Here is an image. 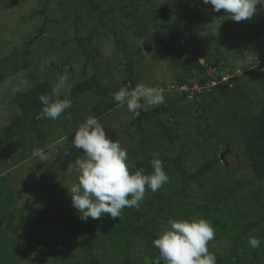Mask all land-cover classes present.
Masks as SVG:
<instances>
[{
  "label": "rangeland",
  "instance_id": "obj_1",
  "mask_svg": "<svg viewBox=\"0 0 264 264\" xmlns=\"http://www.w3.org/2000/svg\"><path fill=\"white\" fill-rule=\"evenodd\" d=\"M102 1L106 5L113 2ZM156 1L158 5H168L173 9L177 5L176 0ZM199 1L201 14L190 19L173 14L168 22L178 39L176 55L192 52L193 55H198L203 63L209 64L208 73L215 81H209L205 87L197 82L205 75L197 72L187 75L182 68L174 66L167 60H154L150 57V50L159 49L160 46L154 30L151 29L145 38H137L125 28V25H121L119 32L128 51L142 49L133 63L135 86L144 84L160 89L165 97L163 104L167 106L170 101H175L177 107L185 111L184 116L178 119L179 140L173 146L141 149L138 142L131 139L125 131L137 114L128 111L126 105L120 106L111 98L108 99L113 103L111 107L97 111L94 105L100 98L96 93L88 91L86 95L76 99L81 109L72 118H61L41 124L45 133L41 140L42 148L38 147V139L33 131H30L25 137L16 139L15 146L8 154H0L1 215L13 212L20 219L28 211L47 209L52 212L75 213L80 217L72 207L68 190V187L77 182L75 173L66 177L53 195L51 192L61 179L64 151L73 145L71 142L75 129L87 117L94 116L99 119L109 138L118 141L127 150L129 167L135 159L144 157L145 150L152 152L156 158H162L163 154H175L184 149L187 154V168L191 171L211 158L214 153L218 154L220 163L216 171L208 176L206 190L220 182L226 186L238 185L236 181L242 184H239L240 190L236 197L239 205L236 211L221 209L213 212L217 218L229 221L233 225L226 232L222 231L220 226L215 227V238L209 241L208 248L224 257L225 264H234L230 253L231 241L241 232L242 224L264 214L262 205L258 204V200L264 202V180L255 179L248 165L239 133L232 128L231 107L226 104L222 93L214 91L204 93L202 96L198 93L204 91V88L209 91L217 81L239 77L242 87L249 92L243 109L247 108L254 114L259 111L264 103V6L258 5L256 14L250 20L235 22L224 10L214 12L211 5ZM44 4L45 0H0V58L22 51L26 47L29 50L23 57L28 62V67L0 85V131L21 115L14 98L18 92L28 89L36 79H48L54 87L61 76H67L61 94L93 75L99 77L103 85L112 88L131 90L135 87H132L128 80L127 51L119 44L120 47L117 46L111 34L95 40L100 53L96 58L98 70L95 72L92 62H86L76 37L88 34L96 24L93 18L85 16L81 20L77 35L73 21L76 13L73 12L68 20L63 21L64 10L59 6L58 0H50L49 36L38 35V29L43 23V16L38 11ZM33 37L35 40L30 44L29 41ZM220 55L222 62L212 61ZM188 79L194 83L193 86L186 83ZM192 99L195 101L194 106ZM199 103H212L213 108L204 111V119L199 118L202 110L198 112L195 109ZM156 107L149 106L145 101L142 111ZM206 124H214L213 128L225 138L210 136L206 131ZM200 125L205 130L198 132ZM228 139L231 141L230 147L225 143ZM37 149L44 150L48 156L47 161H39L34 155ZM168 176L169 181L164 185L170 191L182 184L173 173L170 172ZM205 188L190 183L187 195L178 196L174 200L175 214L170 219L196 218L199 213L195 209L207 193ZM10 192H13V202L9 200ZM170 219L161 221L156 229L157 235L170 227L168 224ZM23 233L50 240L61 254L59 260L55 261L47 249L38 250L29 260L23 259L20 255ZM249 236L260 238L257 262L264 264V224L242 236L244 264L252 258L253 249L247 243ZM97 242L101 244L96 243L95 237H90L85 242L82 238H72L63 226L41 220L32 222L28 228L18 233H13L5 227L0 231V264H86L84 247L87 244L95 245V252L103 259L102 264H144L146 257L151 258L150 246L141 239L132 242L129 259L124 242L111 244L110 240L103 238Z\"/></svg>",
  "mask_w": 264,
  "mask_h": 264
},
{
  "label": "trees",
  "instance_id": "obj_2",
  "mask_svg": "<svg viewBox=\"0 0 264 264\" xmlns=\"http://www.w3.org/2000/svg\"><path fill=\"white\" fill-rule=\"evenodd\" d=\"M175 9L168 5H158L156 0H113L110 5H106L102 0H58L59 6L64 10L62 20H68L70 15L76 13L73 19L76 25V33L80 31L79 24L81 20L87 16L93 18L96 24L89 30L85 36H77L79 48L85 56L86 62H92L95 72L97 69L96 58L100 55L98 46L95 40L111 34L115 38L117 46H122L127 51L128 60L126 66L129 71L128 80L130 85L135 86L134 59L137 54H141L142 49L128 51L122 37L119 36L121 25L137 38L147 37L151 29L155 31L157 41L160 44L159 49L150 50L149 55L154 60H167L176 67L182 68L183 71L190 75L192 72H197L205 75L197 80L203 87L209 81H215L208 73V65L201 61L198 55H193L192 52L184 55H176L178 39L174 30L168 22V19L175 14L177 17L190 19L201 14V1L199 0H176ZM50 0H45V4L38 11L43 16V23L38 29V35L49 36L48 24L51 21L48 15ZM35 37L30 39L31 44ZM120 46H119V45ZM29 53L28 47L22 51L13 52L5 57L0 58V85L8 78L18 73L20 70L28 67V62L23 59ZM23 59V60H22ZM212 61L222 62V55L216 56ZM239 77H234L228 81H217L214 85L204 88V91L198 93L202 96L204 93H213L220 91L225 99L226 104L231 107V119L234 130L239 133L243 144L244 151L247 156L248 165L254 173L257 180H264V103L257 113L243 109L245 101L249 98V92L242 87ZM186 83L193 86V82L189 79ZM52 85L48 79H36L32 85L16 94L14 101L21 110V115L15 121L3 127L0 131V154H8L15 146L16 139L25 137L28 132L33 131L38 139V147L42 148L41 140L45 137L41 124L56 120L37 119L38 113L41 111L42 105L38 99L39 95H52ZM121 88H112L103 85L101 79L96 75L87 78L75 86L69 88L64 94H60V99L67 95L72 102L70 109L65 110V113L60 118H72L81 109V105L76 102V99L81 95H86L88 91H92L100 98L96 101L94 107L97 111H102L103 108L111 107L113 103L108 101L113 99V93ZM70 90V91H69ZM206 90V91H205ZM187 94V92H184ZM114 101V100H113ZM116 102V101H114ZM106 104V107H104ZM195 101L192 99V106ZM93 107V108H94ZM212 103H199L195 109L199 112V118H205L206 109H212ZM183 108H178L175 101H170L165 104L158 105L152 110L139 113L129 123L125 129L127 135L138 142L141 149L162 148L165 145L173 146L180 137L179 128L177 126L178 119L184 116ZM175 118V120H174ZM57 119V120H58ZM173 120V121H172ZM214 124H206V131L211 136L225 138L217 130L213 128ZM205 130L199 126L198 132ZM228 147L231 146V141H225ZM84 153L82 150L76 149L73 145L68 150L64 151V162L62 164V176L52 189L53 195L69 176L67 165L70 162H75L78 157ZM187 154L184 149L175 154H163L162 158L154 157L152 152L145 150V155L141 159H135L129 167L130 172L136 169L143 168L145 173L153 171L151 160L160 159L163 162L164 169L168 175L170 172L173 176L178 177L181 185L170 191L167 186L163 185L157 192L153 193L146 188L145 197L140 203L139 208H124L119 218H112L109 214H105L100 219L94 220L89 218L87 221L81 220L70 212H52L51 210H31L23 214L18 219L15 213L10 212L7 215L0 214V231L5 227L13 233H18L30 226L32 222L41 220L48 223H53L58 226H63L72 238H82L85 242L90 237H95L96 243L98 239H108L111 244L118 242L125 243V252L127 259L130 256V248L135 239H141L150 246V255L152 259L158 257V250L153 245V240L157 238V226L163 220L170 219L173 213L174 200L178 196L187 195V189L190 183H194L199 188H205L209 182L208 176L216 171L217 165L220 163V157L214 153L211 158L203 161L195 170L191 171L186 164ZM226 186L222 182L210 187L207 193L203 196V200L195 210L199 213L194 217H202L209 220L215 228L220 226L222 231L226 232L232 225L229 221H224L213 215L221 209L236 211L239 207L237 203V195L239 194L240 185ZM9 200L13 202V192L9 193ZM130 198V197H129ZM258 204L262 205L264 211V202L258 200ZM75 210V209H74ZM264 224V214L257 216L255 219L242 224L241 232L231 241V257L234 264H244L242 261L243 245L241 238L248 235L253 229L259 228ZM235 225V224H234ZM236 226V225H235ZM22 250L20 255L23 259L29 260L31 256L41 249H47L52 253L55 261L61 257L60 252L55 245L48 239L30 236L28 233L22 235ZM218 240L219 237H216ZM93 244H87L84 247L86 264H102L103 259L95 252ZM215 254L217 264H225V258L219 254L209 250ZM252 258L246 264H261L257 262L259 258L258 248L251 252Z\"/></svg>",
  "mask_w": 264,
  "mask_h": 264
},
{
  "label": "clouds",
  "instance_id": "obj_3",
  "mask_svg": "<svg viewBox=\"0 0 264 264\" xmlns=\"http://www.w3.org/2000/svg\"><path fill=\"white\" fill-rule=\"evenodd\" d=\"M202 2L211 5L214 12L224 10L235 22L250 20L256 14L257 6H264V0ZM67 79V76L59 78L52 95H39L42 108L37 119L57 120L65 110L71 108L72 102L67 95L63 99L59 98ZM113 100L139 115L145 101L149 106H158L165 102V97L160 89L137 84L131 90L121 88L114 92ZM71 143L84 153L83 157L67 165L68 174L77 175V182L68 190L72 207L80 214L81 220H97L105 214L120 219L124 208H139L146 188L155 193L169 181L160 159L151 160V173L146 174L143 168L130 172L127 150L118 141L109 138L99 119L94 116L87 117L75 129ZM34 155L40 162L48 159L42 149H37ZM168 224L170 227L153 240L158 257H146L144 264H217L215 254L208 248L209 241L215 238V229L209 220L202 217L170 219ZM247 243L250 248L256 249L261 241L258 236H249Z\"/></svg>",
  "mask_w": 264,
  "mask_h": 264
},
{
  "label": "water",
  "instance_id": "obj_4",
  "mask_svg": "<svg viewBox=\"0 0 264 264\" xmlns=\"http://www.w3.org/2000/svg\"><path fill=\"white\" fill-rule=\"evenodd\" d=\"M141 112H142V110H141Z\"/></svg>",
  "mask_w": 264,
  "mask_h": 264
}]
</instances>
